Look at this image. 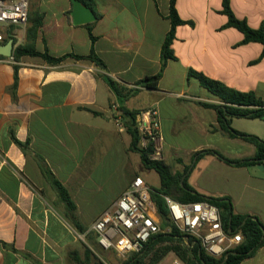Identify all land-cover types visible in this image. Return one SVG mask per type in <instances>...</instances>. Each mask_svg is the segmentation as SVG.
<instances>
[{
	"label": "crops",
	"instance_id": "crops-1",
	"mask_svg": "<svg viewBox=\"0 0 264 264\" xmlns=\"http://www.w3.org/2000/svg\"><path fill=\"white\" fill-rule=\"evenodd\" d=\"M29 1L30 17L41 19L36 51L62 57L88 56L93 49L105 68L70 56L59 64L23 56L13 96L15 63L0 58V264H78L71 253L85 260V247L105 264L124 262L114 252L121 261L111 263L85 242L83 247L78 245L135 177L149 184L146 179L157 174L145 169L140 155L131 150L123 107L140 113L157 108L163 161L173 173L186 171L187 183L197 192L229 198L235 214L264 223V165L235 166L213 154L199 156L214 150L235 161L253 159L256 146L221 128L217 111L202 103H225L189 76L193 69L264 98V58L254 63L262 44H241V32L221 28L228 21L225 15L206 41L194 14L199 1L177 0L181 18L194 21L195 26L177 28L172 46L176 59L168 60L158 88L152 90L138 82L162 69V47L171 28L170 0H93L100 18L83 25L72 22L71 0ZM230 3L235 15L252 28L264 26V0ZM29 26L0 24V35L4 40L11 35L17 45H25ZM107 77L124 89V97L111 89ZM118 117L122 127L116 123ZM231 127L264 140L263 120L232 118ZM13 136L29 141V148L23 151ZM40 164L70 192L85 233L67 216ZM87 237L99 246L94 233ZM241 264H264V246Z\"/></svg>",
	"mask_w": 264,
	"mask_h": 264
},
{
	"label": "trees",
	"instance_id": "trees-1",
	"mask_svg": "<svg viewBox=\"0 0 264 264\" xmlns=\"http://www.w3.org/2000/svg\"><path fill=\"white\" fill-rule=\"evenodd\" d=\"M88 6L100 18V14L95 8L93 0H80ZM219 13L225 15L228 19L227 23L222 26V29L235 28L244 35L241 44L260 43L263 45V50L260 57L254 61L259 62L264 58V26L252 28L246 19L238 18L232 10L230 0H222V9ZM171 28L165 38L162 47V69L153 76H147L138 82V85L147 89L156 90L159 80L163 75L164 68L168 60H175L176 56L172 48L176 38V30L179 26L189 25L195 26L192 20H183L177 9V0H170L169 16ZM28 23L31 24L27 30L28 42L25 45H17V41L9 35L8 39L2 41L7 43L9 39H14V83L11 87L13 96L16 95V90L19 81V65L23 56H38L52 64H59L67 57H74L78 60H89L96 65L105 68L104 62L96 55L94 50L88 56L66 55L62 57H53L48 53H40L34 48L36 32L41 26L40 18H31L29 12ZM14 27V26H11ZM89 32L92 42L96 38L92 34V28L89 26ZM0 58H3L0 56ZM189 76L199 80L200 84L206 88L211 94L219 97L224 105H213L202 103L205 107L213 108L217 111L218 121L223 130L228 132L233 137H240L248 142L253 143L256 148V156L253 159H245L240 161L225 158L219 152L214 150H206L200 155L213 154L228 164L235 166H251L264 165V140L255 135H249L239 132L231 127L232 118H248L259 119L264 121V98L256 95L255 92H243L228 87L223 82L207 77L204 73L189 70ZM108 85L119 96L122 95L124 89L119 90L118 84L110 77L106 78ZM124 117L127 119L126 126L131 135V150L140 155L142 165L145 169L154 170L160 177V187L153 188L152 198L156 206L157 215L161 222L163 230L170 229L169 233L163 232L153 236L145 245L144 249L139 253L131 256L122 264H159L160 261L170 252L176 256L184 264H241L245 259L253 257L256 252L264 246V223L257 217L250 215H238L234 213L232 201L229 198H216L200 194L187 183L186 171L184 174L173 173L172 168L163 160H154L150 158L153 152L152 147L143 149L140 146V136L136 127V119L140 112L130 111L126 108L121 109ZM14 142L23 150L29 148V141L25 143L19 141L13 136ZM40 170L43 176L50 182L52 187L58 194L59 200L65 205L67 216L73 225L83 234L87 230L80 224L77 215V206L74 203L68 189L55 177L46 165L40 164ZM163 195H168L178 202L195 203L200 201H208L211 204L219 207L221 210L223 225L227 231L230 229L233 232H241L243 234V242L232 250L227 251L221 258L211 257L201 246L199 240L191 235L181 232L172 222L168 208L163 199ZM75 255L73 260L78 264H105L98 256H96L88 247H85V260H80L76 257L77 252L71 253Z\"/></svg>",
	"mask_w": 264,
	"mask_h": 264
},
{
	"label": "built area",
	"instance_id": "built-area-1",
	"mask_svg": "<svg viewBox=\"0 0 264 264\" xmlns=\"http://www.w3.org/2000/svg\"><path fill=\"white\" fill-rule=\"evenodd\" d=\"M29 7V0H0V24L26 26ZM3 40L0 35V42ZM10 59L14 63L13 57ZM116 123L122 127L120 117ZM136 127L141 148L152 147L150 158L163 160L159 110L152 107L141 112L137 116ZM152 193L153 187L147 184L143 177H135L113 206L93 223L85 236L94 233L104 251H112L124 261L139 253L153 236L171 231L162 229ZM163 199L173 224L181 232L199 240L211 257L219 259L243 242L241 232L231 233L225 229L221 210L210 202L183 203L168 195H163Z\"/></svg>",
	"mask_w": 264,
	"mask_h": 264
},
{
	"label": "rangeland",
	"instance_id": "rangeland-1",
	"mask_svg": "<svg viewBox=\"0 0 264 264\" xmlns=\"http://www.w3.org/2000/svg\"><path fill=\"white\" fill-rule=\"evenodd\" d=\"M198 1L199 4L195 7L194 14L200 21L199 22L200 32L202 35L205 36V40L207 41V39L211 36V32L214 31L216 28H219L222 25L223 19H226V17L223 14L218 13V9H220L222 6L221 0H206L205 1L206 4L205 3L203 4L202 1L200 0ZM206 41H205V45H207ZM146 105L147 103L144 102L142 106H146ZM146 181L154 188L160 187V177L158 176V174H154L152 177H148ZM82 238L83 241L78 242V245L80 247H83V243L85 242L88 246L94 248L97 251V254L101 256L102 259L109 261L111 263L113 262V260L121 261L116 258L113 252L104 251L102 248L96 245L92 240H90L89 237L85 236L84 234ZM159 264H184V263L176 256L175 253L170 252L160 261Z\"/></svg>",
	"mask_w": 264,
	"mask_h": 264
},
{
	"label": "water",
	"instance_id": "water-1",
	"mask_svg": "<svg viewBox=\"0 0 264 264\" xmlns=\"http://www.w3.org/2000/svg\"><path fill=\"white\" fill-rule=\"evenodd\" d=\"M73 3L72 22L74 25H83L94 22L96 16L93 11L85 6L80 0H71ZM14 52V40L9 39L7 43L0 42V56L12 58ZM264 169V166H261ZM229 232H233L231 229ZM141 264V263H137Z\"/></svg>",
	"mask_w": 264,
	"mask_h": 264
}]
</instances>
